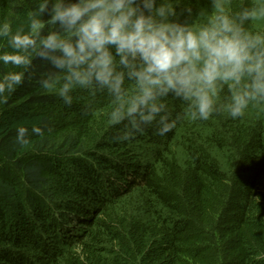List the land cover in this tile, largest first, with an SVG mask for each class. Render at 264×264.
<instances>
[{
    "label": "trees",
    "instance_id": "1",
    "mask_svg": "<svg viewBox=\"0 0 264 264\" xmlns=\"http://www.w3.org/2000/svg\"><path fill=\"white\" fill-rule=\"evenodd\" d=\"M34 2L0 0V20ZM179 6L196 19L207 0ZM49 70L35 60L0 102V264H264V106L118 142L110 100L77 91L64 105L40 86Z\"/></svg>",
    "mask_w": 264,
    "mask_h": 264
},
{
    "label": "clouds",
    "instance_id": "2",
    "mask_svg": "<svg viewBox=\"0 0 264 264\" xmlns=\"http://www.w3.org/2000/svg\"><path fill=\"white\" fill-rule=\"evenodd\" d=\"M195 15L179 0H35L22 21L0 20V64L12 69L0 73V102L38 59L50 69L40 86L64 105L77 91L110 100L118 142L149 129L164 137L186 118L235 121L264 106V29L252 27L264 21V0L235 9L207 0ZM169 99L183 109L174 112ZM27 132L17 129L21 143Z\"/></svg>",
    "mask_w": 264,
    "mask_h": 264
},
{
    "label": "rangeland",
    "instance_id": "3",
    "mask_svg": "<svg viewBox=\"0 0 264 264\" xmlns=\"http://www.w3.org/2000/svg\"><path fill=\"white\" fill-rule=\"evenodd\" d=\"M255 25H256V27H259V25H261V26L259 27V30L262 29V27H263L262 22H259V21L256 22Z\"/></svg>",
    "mask_w": 264,
    "mask_h": 264
}]
</instances>
